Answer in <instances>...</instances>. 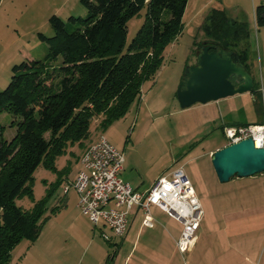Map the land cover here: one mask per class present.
Returning <instances> with one entry per match:
<instances>
[{"label":"rangeland","instance_id":"374dc122","mask_svg":"<svg viewBox=\"0 0 264 264\" xmlns=\"http://www.w3.org/2000/svg\"><path fill=\"white\" fill-rule=\"evenodd\" d=\"M263 1L216 0L213 3L215 7L224 8L230 18L242 21L247 26L248 38L239 40L238 47L247 48L249 71L259 86V92L256 96L252 93L239 94L235 96L234 106L227 109L218 107L216 112L209 116L206 112L202 115L200 110L191 108L197 107L195 105H199L198 103L181 108L176 97L178 77L181 76L184 66L191 62V48L209 38L205 30L200 28L209 8L192 21L194 6L190 1L183 14L181 32L165 48L162 54L163 63L156 76L146 81L148 84L145 83L141 89L138 108L137 102L133 103L125 119L120 118V121L111 123L105 130L96 132L97 138L101 134L104 135L124 154L127 172L156 178L158 173L160 176L182 166L201 200L208 191L221 192L225 183L215 182L210 156L216 147L227 145L220 128L223 120L231 119L235 123L264 122V26L257 27L254 22V8ZM145 10L142 8L139 14L129 19L124 51L142 25ZM51 15H57L67 22L70 16L84 17L86 9L80 0L0 1V90L8 84L14 64L27 58L36 60L45 56L47 45L39 40L37 33L53 35L54 31L48 20ZM59 62L60 59L53 63L56 66ZM240 95L242 96L239 97ZM13 119L7 111L0 113L5 140L11 139L16 132V126H10ZM90 130L95 134L94 122ZM87 142L88 137L81 143L68 145L63 153L55 157L54 169L40 164L33 173L31 195L23 194L16 198V205L29 210L34 203L46 196L50 186L54 188L42 215V220L45 217L47 219L38 239L36 242L21 240L17 243L12 250L10 263L29 264L28 261H32L35 264L36 261L28 257L32 253L45 251L56 239L57 242H53L52 248L61 253L70 252L72 256V260L64 264H107V260L115 252L113 264H123L124 255L131 249L137 226L131 227L125 244L117 251L116 245L105 241L100 236L99 228H93L88 219L81 215L70 197L71 193L64 195L61 190L67 184H64L63 180L76 175L77 156L80 151L78 147L85 146ZM152 213L155 216V227L141 232L136 241L138 245L134 247L133 255H130V263L136 261L137 251L147 235L160 236L164 239L163 244L167 240L168 248L178 235L180 225L177 221L155 207H152ZM220 217L215 214L209 219V213L205 214L203 210L194 248L184 256L188 264H223L224 257L229 263L244 259V252L237 250V244L234 245L240 235L230 230L225 232L222 227L228 223ZM252 221L251 231L246 237V256L250 262L256 264L261 258L264 259V208L259 210ZM106 231L110 230L106 228ZM118 239L113 237L111 240L119 242ZM239 248L244 249V245L239 244ZM180 261L181 264L185 262L183 259Z\"/></svg>","mask_w":264,"mask_h":264},{"label":"trees","instance_id":"16d2710c","mask_svg":"<svg viewBox=\"0 0 264 264\" xmlns=\"http://www.w3.org/2000/svg\"><path fill=\"white\" fill-rule=\"evenodd\" d=\"M80 3L86 9L84 17L70 16L67 22L57 15L49 17L53 35L37 33L47 45L45 56L14 64L8 84L0 90V113H10V126H16L14 136L5 140L0 124V264L10 263L21 240L34 242L47 219L42 215L52 186L29 210L15 204L17 197L31 195L37 167L54 169L57 155L89 137L92 122L97 120L103 131L140 100L141 86L156 76L165 48L182 30L187 0ZM142 8L144 21L124 51L127 23ZM254 21L264 26V1L255 6ZM202 29L210 42L237 53L249 71L247 48L238 47L239 40L248 38L245 24L215 8ZM251 92H259L254 79Z\"/></svg>","mask_w":264,"mask_h":264},{"label":"built area","instance_id":"2783aa9c","mask_svg":"<svg viewBox=\"0 0 264 264\" xmlns=\"http://www.w3.org/2000/svg\"><path fill=\"white\" fill-rule=\"evenodd\" d=\"M222 131L228 144L250 137L254 143L259 142L257 147H264V122L225 126ZM123 160L124 154L102 134L84 149L80 168L71 183L81 215L92 225L103 224L112 236L122 238L128 231L132 209L143 212L142 226L153 227L155 218L150 211L156 206L181 224L175 250L184 258L194 248L203 216L189 177L179 166L158 176L148 189L139 191L121 178ZM102 237L110 239L105 233Z\"/></svg>","mask_w":264,"mask_h":264},{"label":"crops","instance_id":"0c3cea01","mask_svg":"<svg viewBox=\"0 0 264 264\" xmlns=\"http://www.w3.org/2000/svg\"><path fill=\"white\" fill-rule=\"evenodd\" d=\"M190 1H191L192 5L194 6L192 17H191L192 21L198 19L202 14H204V11L207 8H209V10L207 13H205V16L202 19L203 20L202 23H204L206 17L209 15L210 11H212L213 9H215V8L216 9H224L222 7L213 6V3H215L216 0H187L185 9L188 6V4L190 3ZM226 15L228 18H230L228 16V14H226ZM230 19H232V18H230ZM237 22L243 23L242 21H237ZM202 23H201V25H203ZM200 28H202V26H200ZM205 41H209V40L206 39V40L202 41L201 43H203ZM198 48L199 47L197 44L191 48V51L189 53L191 55L190 56L191 62L187 63L186 65H190V64L194 63L195 53H196ZM180 75H182V74H180ZM180 77L181 76L178 77L177 83H179L178 81L180 80ZM145 83L148 84V82L145 81L143 83V85L141 86V89L144 87ZM245 93L251 94L252 92L246 91ZM237 95H239V94L229 96V98L226 97V98L219 99L217 101H211V102H208V104L207 103H205V104L198 103L199 105H195L197 107H191V108H195L198 111L200 110L202 115H203V113L206 112V113H208L207 115L209 116V114H214L218 107L219 108L225 107L227 109V108H230V106H234L235 105L234 103H236L235 102L236 101L235 96H237ZM241 96L242 95H240L239 97H241ZM132 105H131V107H132ZM138 106H139V103L137 102V108H138ZM131 107H129V110H131ZM128 113H129V111H128ZM228 115L230 116V114H228ZM125 116L123 117L124 119H125ZM123 118H121V119H123ZM121 119H118L117 121H120ZM117 121H114V122H117ZM96 122H97V120L94 121L95 134H92V132L90 130V135L88 137V142L86 143V145L83 147L82 146L78 147V148H80L79 149L80 151H79V155L77 156L78 169L76 170V174L80 168V163H79L80 157H81L84 149H86L87 146L91 142H93L97 139V136H95V135H97L96 132H100V130L97 128ZM222 123L223 124L220 126L221 131L223 130L222 128H224L225 126H231V125H236V124H248V123H235V122H232L231 119H228V120L225 119V120H223ZM96 130H99V131H96ZM222 133H223V131H222ZM225 144H228L227 140H226ZM219 148H220L219 146L216 147L215 150L212 151V153L214 151H216V149H219ZM124 160H125V158H124ZM214 174H215V182H220L216 176L215 171H214ZM158 175H159V173L156 175V178L154 177L155 178L154 179V178H150L149 176H146V174L142 175L140 173L127 172V170L125 169V161L123 164V170L120 173V176L124 181L128 182L133 188H135L139 191H144V190L148 189L150 187V185L157 179ZM75 176L76 175H74L73 177L68 176L65 180H63L64 184L67 183L64 186V188L66 186L68 188L66 189L67 191H65V192L63 190L64 188L61 190H62L64 195L71 193L70 197L74 201L75 207L78 208L77 207V194L71 185ZM221 183H225L221 192H216L214 190H212L211 192L208 191L205 196H202L203 200H201V198L198 197V194H197L195 188H194V190H195L197 197L201 203V206L203 207L202 210H204L205 214L209 213V215H210L209 219L213 218V216L215 214L220 215L221 216L220 219H223L225 222L228 223L227 225H224L222 227L224 229V231L228 232L230 230V231L234 232V234L236 233V234L240 235V237L236 240L237 242L234 243V245L237 244V250H239L240 252H244V256H243L244 259L240 262L239 261L238 262L233 261V262L229 263V261L226 262L227 258L224 257L223 258V264H253L252 262H250L248 260V258H247L248 256H246L247 255L246 254L247 253L246 248H247V244H248L246 237H247L248 233L251 231L252 222H253L252 218L259 212V210L264 208V172L258 173V174L252 175V176H247V177L234 176V177L230 178L227 182H221ZM152 207H155L156 209L159 210V208L156 206H152ZM152 207H151V211H150L151 213H152ZM159 211L163 212L162 210H159ZM165 214H167V213H165ZM152 215L155 218L154 213H152ZM142 218H143V212L140 209H138V208H134V210L132 209V211L130 212V215H129L128 231L122 238L118 237L119 238L118 240H120L119 242H117L116 240L115 241L111 240L114 236H112L111 231H108V232L106 231V228L109 229V227H106L103 224H98L97 226L92 225V226H93V228H99L101 237H102L103 233L107 234L108 237H110L109 240H105L103 237L102 238L109 243L115 244L117 249H118L117 251L121 250L123 245L125 244V241L128 238V232L131 229V227L135 226V225L137 226L136 235H135V238L133 240L131 249L129 250V252L126 255H124L123 264H181V261H180L181 259H183V261H185L184 263L188 264L187 261L185 260V258H183L181 256V254L177 250H175L176 249L175 240L179 236L180 231H181V224L178 221H177L178 222L177 224L180 225V229H179V232H178V235L176 236V238L175 239L172 238L173 244L171 245L170 248L167 247V240H166V243L163 244L164 239L161 238L160 236H155V235L149 236V235H147L145 238H143L144 240L141 243L139 251H137L138 256H137L136 261H134V263L133 262L130 263L131 262V256L133 255L132 254L133 249L136 245H138V244H136V241H137V238L139 237V235L141 234V232L144 231L145 229H152L155 227V226L154 227L142 226V223H141ZM216 219H218V218H216ZM220 219H218L217 221H220ZM173 220H175V219H173ZM216 223L217 222L215 221L214 225H216ZM229 223L231 225L230 227H229ZM214 225H213V227H214ZM199 228H200V226H199ZM162 236H164V235H162ZM36 240L34 242H36ZM53 242H57L56 239H54L51 242V244L49 245L50 247L48 246V248L45 251H42L41 253L40 252L35 253V254L32 253L31 256H29L28 258L35 260L36 261L35 264H64L65 262L68 263L70 260H72V256L70 255V252L69 253H61L60 251L52 248L54 245ZM239 244L244 245V249H242V250L240 248L238 249ZM232 245H233V243H232ZM223 256H225V255H223ZM115 258H116V252L110 259L107 260V264H113L115 261ZM28 263L33 264L32 261L31 262L28 261ZM184 263H182V264H184ZM9 264H22V262H16V263L11 262ZM23 264H24V262H23ZM195 264H199V263H195ZM256 264H264V259L261 258Z\"/></svg>","mask_w":264,"mask_h":264},{"label":"water","instance_id":"95a60500","mask_svg":"<svg viewBox=\"0 0 264 264\" xmlns=\"http://www.w3.org/2000/svg\"><path fill=\"white\" fill-rule=\"evenodd\" d=\"M176 88L181 108L205 104L250 92L253 77L237 53L205 41L195 53L193 64L184 66ZM211 163L220 182L264 172V147H257L248 137L212 153Z\"/></svg>","mask_w":264,"mask_h":264},{"label":"bare ground","instance_id":"6f19581e","mask_svg":"<svg viewBox=\"0 0 264 264\" xmlns=\"http://www.w3.org/2000/svg\"><path fill=\"white\" fill-rule=\"evenodd\" d=\"M255 145H256V146H259V142H255Z\"/></svg>","mask_w":264,"mask_h":264}]
</instances>
